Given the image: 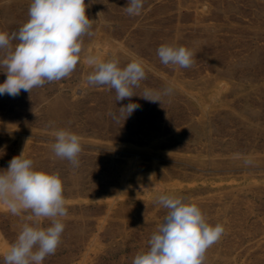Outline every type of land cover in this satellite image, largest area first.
I'll return each instance as SVG.
<instances>
[{
	"label": "rangeland",
	"instance_id": "374dc122",
	"mask_svg": "<svg viewBox=\"0 0 264 264\" xmlns=\"http://www.w3.org/2000/svg\"><path fill=\"white\" fill-rule=\"evenodd\" d=\"M30 3L0 0V31L26 23ZM85 4L93 35L74 72L0 96V171L24 151L63 182L65 229L42 264H132L167 214L160 193L225 227L204 264H264V0H144L138 16L125 11L128 0ZM162 44L190 49L192 67L162 64ZM89 55L115 56L121 67L141 59L137 96L117 101L114 89L88 85ZM145 88L172 92L152 103L140 97ZM130 102L141 107L124 120L119 108ZM58 129L82 138L79 167L55 156ZM29 215L0 205V264Z\"/></svg>",
	"mask_w": 264,
	"mask_h": 264
},
{
	"label": "clouds",
	"instance_id": "9594fccd",
	"mask_svg": "<svg viewBox=\"0 0 264 264\" xmlns=\"http://www.w3.org/2000/svg\"><path fill=\"white\" fill-rule=\"evenodd\" d=\"M143 6L144 0H128L124 8L128 15L138 16ZM86 7L85 0H31L28 21L17 31H0V68L7 76L0 84V96L15 98L22 90L31 93L33 88L60 81L74 72L83 37L93 35L94 21L86 15ZM12 41L18 43L13 46ZM157 55L164 65L190 68L194 63L193 52L184 46L162 44ZM87 64L92 66L88 85L114 89L117 101L137 96L134 89L146 79L139 58L121 67L115 56L102 60L89 55ZM171 92V88L163 92L145 88L140 97L161 103ZM140 107L130 102L119 108L120 114L125 120ZM81 139L68 129L56 130L52 145L55 156L79 167ZM63 191L59 172L36 170L24 151L9 161L7 170L0 171V205L12 215L29 212L28 220L32 221L22 226L4 254V264H42L47 256L55 254L65 229L62 218L68 215ZM156 202L167 209V214L151 235L147 250L138 252L132 264H204L207 250L221 239L225 227L210 224L200 207L183 196L160 193ZM42 219L50 220V226L41 227Z\"/></svg>",
	"mask_w": 264,
	"mask_h": 264
}]
</instances>
